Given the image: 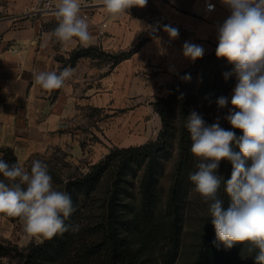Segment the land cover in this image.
<instances>
[{
    "label": "crops",
    "instance_id": "1",
    "mask_svg": "<svg viewBox=\"0 0 264 264\" xmlns=\"http://www.w3.org/2000/svg\"><path fill=\"white\" fill-rule=\"evenodd\" d=\"M42 1L0 0V147L11 149L19 164L76 146L72 143L75 127H70L69 118L81 108L98 115L104 108L112 114L121 106L125 115L144 117L136 136L140 142L134 140L137 143L130 145L145 144L150 132L147 117H159L152 103L167 97L178 73L215 52L217 26L230 15L221 0H148L144 8L133 7L128 14L114 18L106 13L101 0H81L92 43H58L57 47V43H45L51 32L46 25L58 21L53 10L36 11ZM56 3L58 0L54 8ZM206 3H213L215 9L206 12ZM165 25L178 29L179 38L170 40L163 31ZM185 41L202 45L203 57L195 62L186 59L182 53ZM14 46L20 48L18 53L12 52ZM79 47H96L109 54L137 49L113 68L81 58L72 67L73 77L60 89L44 90L34 82L33 72L68 67L64 61Z\"/></svg>",
    "mask_w": 264,
    "mask_h": 264
},
{
    "label": "clouds",
    "instance_id": "2",
    "mask_svg": "<svg viewBox=\"0 0 264 264\" xmlns=\"http://www.w3.org/2000/svg\"><path fill=\"white\" fill-rule=\"evenodd\" d=\"M221 2L230 15L217 26L215 54L234 65L232 73H223L225 80L232 74L237 79L224 119L242 135L237 137L234 131L221 127L220 117L208 125L193 111L185 127L192 141L190 151L198 163L189 179L194 186L192 191L208 204L216 241L226 249L241 245L242 251L254 254L255 264H264V0ZM101 3L106 13L116 18L128 14L133 7L144 8L148 0H101ZM207 9L213 11L215 5L208 4ZM81 12V0H58L53 9L58 24L47 34L45 43L91 44L94 38L90 25ZM163 31L170 40L179 38L176 28L165 25ZM32 44L35 46L36 41ZM182 53L195 62L203 57L205 49L185 41ZM74 73V68L65 67L62 71L33 72V79L42 89L52 91L63 87ZM228 104V97L217 99L218 108ZM222 160L232 165L227 180L218 174ZM0 177V215L20 218L28 237L50 240L69 230L65 220L75 210L73 202L69 194L54 188L47 164L34 160L29 172L19 163L9 164L0 158ZM222 186L230 200L227 210L220 196ZM78 230V225L72 226V231Z\"/></svg>",
    "mask_w": 264,
    "mask_h": 264
},
{
    "label": "trees",
    "instance_id": "3",
    "mask_svg": "<svg viewBox=\"0 0 264 264\" xmlns=\"http://www.w3.org/2000/svg\"><path fill=\"white\" fill-rule=\"evenodd\" d=\"M46 27L52 31L57 24ZM136 49L109 54L96 47H79L68 54L64 64L74 67L81 58H91L110 64L113 68L128 59ZM214 54L200 60L209 63ZM230 67L234 68V65ZM184 75L185 72L178 73L175 76L177 81L171 86L167 97L158 99L154 105L161 122L154 142L113 148L99 162L89 166L87 171H79L61 183L60 191L70 195L75 209L65 220L69 227L67 232L57 234L50 240L31 243L23 250L0 242V258H10L15 264H147L151 255L149 250H153L155 239L160 234L171 242V250L177 251L181 210L191 184L189 175L193 173L195 165L190 151V132L185 127L188 116L194 110L185 96ZM224 82L223 79L220 87L227 91L233 81ZM224 91L209 95V100L213 101L211 110L217 106V99L225 95ZM231 131L237 137L242 135L238 129L231 128ZM173 152L176 156L164 202L166 209L162 213L159 212L157 189L164 173V163ZM0 158L9 164L18 163L9 148L0 147ZM219 167L221 176L229 179L231 163L222 160ZM30 169L31 166L29 172ZM134 188L137 196L130 191ZM220 196L224 200L223 208L227 210L230 200L224 194L223 186ZM9 218L12 221L20 220ZM73 225H78L79 230L72 231ZM240 246L235 245L225 253L235 254ZM223 248L224 245L216 241L215 229L210 223L195 264H228ZM174 256L169 255L170 262Z\"/></svg>",
    "mask_w": 264,
    "mask_h": 264
},
{
    "label": "rangeland",
    "instance_id": "4",
    "mask_svg": "<svg viewBox=\"0 0 264 264\" xmlns=\"http://www.w3.org/2000/svg\"><path fill=\"white\" fill-rule=\"evenodd\" d=\"M97 63L101 65L106 64L98 60ZM230 65L226 59L217 58L216 54H214L213 59L209 63L199 60L195 66L186 71L184 77L188 76L189 79L185 80L183 78L186 87L184 90L185 96L191 104V109L198 112L208 125H211L217 117H220L221 127L227 130H231L232 126L224 117L228 114V110L231 107L230 100L235 87L234 83L236 82L235 74L230 75L227 80L223 76L225 72L232 73L233 68ZM223 79L225 80L224 83L233 81L232 87L227 91H224L220 87ZM223 91L224 96L229 98L228 106L225 108H218L216 106L214 110H211L213 101L209 100V95L211 94L212 96V94ZM155 103L156 101L152 103L154 109ZM124 111L126 110H122L120 106L116 112H112L111 114L109 110L104 108L102 113L94 115V112L88 108H81L79 114L77 112L75 116L68 117L70 119L69 123L72 124L70 127L73 129L75 127L73 130L75 131L73 133L75 137H73L72 143L75 141L77 143L76 146L68 145L64 149L50 151L47 155L32 157L27 164L21 165L29 169L34 160L44 162L48 166V172L51 174L54 188L61 190V183L63 181L77 174L79 171H87L89 166L99 162L109 150L137 146L130 144H136V141L140 142L136 140V136L138 135L137 133L141 132L140 129L142 128H140L139 123L144 117L128 116L125 115ZM147 118L150 121V132L147 134L148 141L145 144L154 142L161 129V122L158 116L151 115ZM175 156V152L168 156L167 161L164 163V173L159 180L160 184L157 189V195L159 212L161 211L162 213L166 209L164 202L171 181V168ZM193 161H195L193 168V172H195L198 161L195 157ZM218 174L221 175L220 167ZM193 187L192 183L189 184L186 198L183 202L181 210L182 218L179 223V230H177L179 234L177 251L171 250V242L168 241L167 237H163L160 234L155 239L156 243L152 246L153 250H149L151 255L147 259V264L196 263L200 246L211 223V214L208 204L202 200L199 194L192 191ZM135 188L130 189V191L137 196ZM0 242L10 243L23 250L29 244L39 243L40 240L30 238L24 233L21 220L12 221L8 216L0 215ZM242 247L240 246L235 254H231L230 252L226 254L227 249L223 248V254L227 256L228 264H252L254 262V254L250 256L246 249L242 251ZM169 255L170 257L175 255L172 262H170ZM0 264H15V261L3 257L0 258Z\"/></svg>",
    "mask_w": 264,
    "mask_h": 264
},
{
    "label": "built area",
    "instance_id": "5",
    "mask_svg": "<svg viewBox=\"0 0 264 264\" xmlns=\"http://www.w3.org/2000/svg\"><path fill=\"white\" fill-rule=\"evenodd\" d=\"M55 1L56 0H43L41 2V4L36 8V11L37 12H41V13L42 12H51L54 9V2ZM208 4L214 5L213 3H206L204 5V10L206 12H211V11H208V9H207V5ZM103 27H104V25H103ZM19 51H20V48L19 47H17V46L12 47V52L13 53H18Z\"/></svg>",
    "mask_w": 264,
    "mask_h": 264
}]
</instances>
